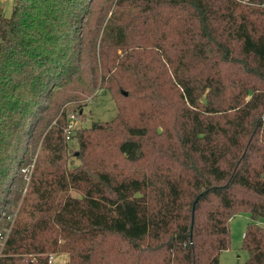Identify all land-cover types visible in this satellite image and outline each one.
<instances>
[{"label": "trees", "instance_id": "16d2710c", "mask_svg": "<svg viewBox=\"0 0 264 264\" xmlns=\"http://www.w3.org/2000/svg\"><path fill=\"white\" fill-rule=\"evenodd\" d=\"M109 1L15 0L9 16L0 1V264H222L243 211L244 264H264V0H112L103 25ZM131 5L139 42L118 16ZM103 75L136 112L94 122L70 168L51 122Z\"/></svg>", "mask_w": 264, "mask_h": 264}, {"label": "rangeland", "instance_id": "374dc122", "mask_svg": "<svg viewBox=\"0 0 264 264\" xmlns=\"http://www.w3.org/2000/svg\"><path fill=\"white\" fill-rule=\"evenodd\" d=\"M0 1L3 7V13L6 16H9L15 0ZM107 5H109L107 6V8H109L108 11L105 12V15H102L99 20V23L102 22L103 25L115 14V11L113 12L115 5L114 3L112 4V0L107 2ZM121 10L125 11L121 12ZM167 10V7H160V11L163 13L167 12ZM140 13L139 9L133 5L121 8L118 13V16H121L123 19L132 20L134 24V29H132V40L137 42L141 40L140 34L143 29L142 18H138V14ZM100 33L102 34V29L100 30ZM168 37H174V33L169 32ZM147 57L148 55L144 56L145 59ZM98 73L101 75L99 67ZM126 78L129 77L126 76ZM115 91L116 89L112 78L107 75H103L102 81L99 77L97 86L91 92L78 96L77 99L66 101L62 105L61 111H59V113L54 117L51 125L61 121L60 124L64 127L63 130L66 134L65 141L67 147L64 159L68 167L74 168L82 164L80 136H82L83 133L94 124V122L106 123L114 120L120 113L121 105L124 107V113L127 116H130L132 111L135 114L136 110L134 109V101L132 99L124 100L119 98ZM63 112H66V114ZM149 113L150 110L148 109L142 119L145 120L149 116ZM42 140L43 136L37 141L34 154L30 156L29 165L22 172L23 179L17 187L18 195H16L17 198L15 200V204L9 209L10 213L8 219L11 220V223L14 222L17 216H20V218L25 216L26 213L21 210L24 205L29 207L31 206V203L34 202V194L30 195V200L27 204L25 203V200L28 196L27 194L31 191V178L34 172L35 164L38 162L39 158L42 163L46 159L47 151L43 148ZM70 192L74 196L80 195V193L74 189L70 190ZM251 221L252 218L246 211L239 212L231 218V245L220 254V262L222 264H244L249 259L250 253L243 246V241L244 232L248 223ZM9 230L10 229L8 228L6 232H9ZM6 232L5 234L3 233L4 237H6ZM4 240L5 239H0V248H2ZM54 256L53 263L55 264H63L68 260L67 253L54 254Z\"/></svg>", "mask_w": 264, "mask_h": 264}, {"label": "built area", "instance_id": "2783aa9c", "mask_svg": "<svg viewBox=\"0 0 264 264\" xmlns=\"http://www.w3.org/2000/svg\"><path fill=\"white\" fill-rule=\"evenodd\" d=\"M0 239H4V235H3V232L2 231H0ZM54 257H55L54 254H51L49 256V262L50 263H53Z\"/></svg>", "mask_w": 264, "mask_h": 264}]
</instances>
